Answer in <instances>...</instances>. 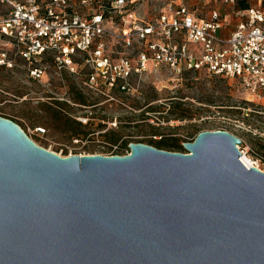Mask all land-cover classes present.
<instances>
[{
    "label": "water",
    "instance_id": "1",
    "mask_svg": "<svg viewBox=\"0 0 264 264\" xmlns=\"http://www.w3.org/2000/svg\"><path fill=\"white\" fill-rule=\"evenodd\" d=\"M239 144L62 156L0 116V264H264V171Z\"/></svg>",
    "mask_w": 264,
    "mask_h": 264
},
{
    "label": "rangeland",
    "instance_id": "2",
    "mask_svg": "<svg viewBox=\"0 0 264 264\" xmlns=\"http://www.w3.org/2000/svg\"><path fill=\"white\" fill-rule=\"evenodd\" d=\"M107 1L94 0L93 5L106 14ZM172 1L132 0V8L139 18L151 21ZM182 1L202 19L215 10L227 27L238 21L235 12L241 4L264 9V0ZM74 8L79 10V4ZM112 25L118 35L119 21ZM106 42L112 56L131 51L117 36H107ZM37 65L45 66L39 77H32L20 60L11 68L0 67V116L16 121L39 146L62 156L108 155L115 144L117 153H123L130 142L148 144L159 134L169 142L192 141L199 131L215 128L219 116H226L227 130L241 140L239 150L264 171V96L251 95L236 78L205 70L175 75L157 67L132 77V88L122 91L91 88L85 81L88 68L59 70L49 55ZM206 116L211 119H202ZM39 127L43 133L36 132Z\"/></svg>",
    "mask_w": 264,
    "mask_h": 264
},
{
    "label": "built area",
    "instance_id": "3",
    "mask_svg": "<svg viewBox=\"0 0 264 264\" xmlns=\"http://www.w3.org/2000/svg\"><path fill=\"white\" fill-rule=\"evenodd\" d=\"M93 2L0 0V67L11 68L20 60L32 77H39L45 66L37 63L49 55L59 70L88 68L85 81L91 88L122 91L132 88V77L150 68L164 67L175 75L204 69L236 78L256 98L264 96L263 8L236 10L238 21L228 36L222 37L224 24L215 10L208 19H202L182 0L170 2L151 21L136 15L132 0H108L106 14ZM76 3L79 10L74 8ZM114 20L120 24L118 35L111 29ZM107 36H117L126 48H131L130 53L108 54ZM229 122L228 117L219 116L217 126L211 130L228 131ZM36 132L43 133L44 129L36 128ZM111 148L108 155L129 152L126 148L117 153L115 144ZM252 165L259 168L254 159Z\"/></svg>",
    "mask_w": 264,
    "mask_h": 264
},
{
    "label": "trees",
    "instance_id": "4",
    "mask_svg": "<svg viewBox=\"0 0 264 264\" xmlns=\"http://www.w3.org/2000/svg\"><path fill=\"white\" fill-rule=\"evenodd\" d=\"M240 8L241 9L247 8V4H245V3L241 4ZM78 100H79L80 103L84 104V100H82L80 98ZM158 136H160V137H158L157 140H150L147 143L150 144V145H153L154 147L160 148V149H165V150H170V151L185 152L180 140L176 139V140H174V142H169V141L166 140L167 138H163V135L159 134Z\"/></svg>",
    "mask_w": 264,
    "mask_h": 264
},
{
    "label": "bare ground",
    "instance_id": "5",
    "mask_svg": "<svg viewBox=\"0 0 264 264\" xmlns=\"http://www.w3.org/2000/svg\"><path fill=\"white\" fill-rule=\"evenodd\" d=\"M240 159L247 167L253 164V159L244 152L241 153Z\"/></svg>",
    "mask_w": 264,
    "mask_h": 264
},
{
    "label": "crops",
    "instance_id": "6",
    "mask_svg": "<svg viewBox=\"0 0 264 264\" xmlns=\"http://www.w3.org/2000/svg\"><path fill=\"white\" fill-rule=\"evenodd\" d=\"M223 24L224 25H223L222 29L220 30V35L222 37H226V36H228V34L230 33V31L234 28V26H235L236 23L232 27H227V25L225 24V22H223ZM149 67H151V65ZM200 70H204V69H200Z\"/></svg>",
    "mask_w": 264,
    "mask_h": 264
}]
</instances>
